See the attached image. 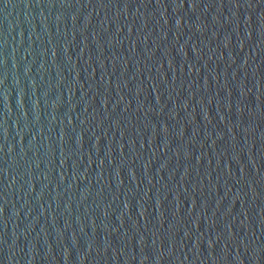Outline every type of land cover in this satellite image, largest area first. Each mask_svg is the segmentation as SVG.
<instances>
[{
    "label": "water",
    "instance_id": "1",
    "mask_svg": "<svg viewBox=\"0 0 264 264\" xmlns=\"http://www.w3.org/2000/svg\"><path fill=\"white\" fill-rule=\"evenodd\" d=\"M0 264H264V0H0Z\"/></svg>",
    "mask_w": 264,
    "mask_h": 264
}]
</instances>
